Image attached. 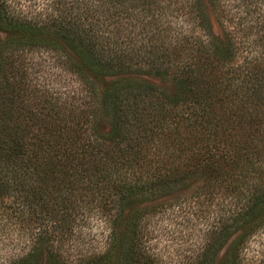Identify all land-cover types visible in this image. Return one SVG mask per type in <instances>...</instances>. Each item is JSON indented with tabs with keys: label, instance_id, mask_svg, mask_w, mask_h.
I'll list each match as a JSON object with an SVG mask.
<instances>
[{
	"label": "trees",
	"instance_id": "trees-1",
	"mask_svg": "<svg viewBox=\"0 0 264 264\" xmlns=\"http://www.w3.org/2000/svg\"><path fill=\"white\" fill-rule=\"evenodd\" d=\"M51 5L0 0V233L28 236L0 264H168L153 218L183 202L200 237L179 264H264L243 256L264 230V0ZM56 43L71 83L51 91L25 56ZM93 222L103 246L75 251Z\"/></svg>",
	"mask_w": 264,
	"mask_h": 264
},
{
	"label": "rangeland",
	"instance_id": "rangeland-1",
	"mask_svg": "<svg viewBox=\"0 0 264 264\" xmlns=\"http://www.w3.org/2000/svg\"><path fill=\"white\" fill-rule=\"evenodd\" d=\"M87 1L89 5L90 0ZM7 2L14 9L19 8L25 14H34L35 12L43 13L49 11L53 0H7ZM91 8H93L92 4ZM233 10L234 8L232 7L230 13ZM261 10L264 11V8ZM94 12L97 11L94 10ZM234 12L232 21L236 22L238 18L240 22L238 25L245 27L240 28L239 32L247 31L250 25V14L246 15L241 7H237ZM56 44L52 45L53 48H49L47 45L43 47L42 45L39 49L30 50L25 56L29 63L27 71L31 83H40L51 91L56 90L57 87L60 89L62 85L67 87V84L71 83L68 82L71 79L68 71L60 69L54 61V54L66 57L69 56L68 51L60 43ZM36 66L38 68L34 71ZM155 83L164 85L163 82L158 80H155ZM186 206L187 202H183L180 207L169 209L167 211L169 214L165 212L153 218L156 221L153 222L155 227L153 249L157 253L156 255L168 264L183 262L185 257L199 242L200 224L194 219V216L192 218L187 216L185 212L187 211ZM9 230H11V236H5L0 233V261L6 260L11 255L22 251L25 245L28 244V236L25 232H19L15 229ZM105 233L103 225L97 222L91 223L90 227L84 230L82 235H79V238L74 241V250L84 253L101 249ZM243 253L245 263L256 261L261 255H264V230L257 232L248 240Z\"/></svg>",
	"mask_w": 264,
	"mask_h": 264
}]
</instances>
